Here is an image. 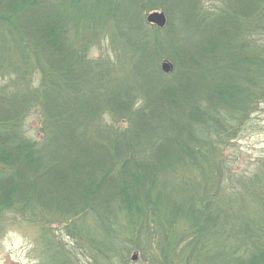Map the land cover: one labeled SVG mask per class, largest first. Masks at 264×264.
I'll use <instances>...</instances> for the list:
<instances>
[{
  "label": "trees",
  "instance_id": "1",
  "mask_svg": "<svg viewBox=\"0 0 264 264\" xmlns=\"http://www.w3.org/2000/svg\"><path fill=\"white\" fill-rule=\"evenodd\" d=\"M263 101L264 0H0V235L34 228L40 264H264V154L235 144Z\"/></svg>",
  "mask_w": 264,
  "mask_h": 264
},
{
  "label": "rangeland",
  "instance_id": "2",
  "mask_svg": "<svg viewBox=\"0 0 264 264\" xmlns=\"http://www.w3.org/2000/svg\"><path fill=\"white\" fill-rule=\"evenodd\" d=\"M210 2L209 5H211ZM169 9L172 8L169 6ZM171 13L174 20L175 14ZM94 53L96 57L100 54L99 52ZM104 54L102 52L101 56ZM31 125L35 126L34 123ZM235 144L240 153L252 160L264 154V101L251 117L240 140L236 141ZM239 163L243 164L244 162L241 160ZM52 228L53 231L66 235V231L62 230L61 225L56 222L52 223ZM35 238L36 231L34 228L29 225H22L19 218L10 220L3 234L1 232L0 235V264H40ZM66 241L69 242V240ZM78 256L82 262L89 264L83 252H79Z\"/></svg>",
  "mask_w": 264,
  "mask_h": 264
},
{
  "label": "water",
  "instance_id": "3",
  "mask_svg": "<svg viewBox=\"0 0 264 264\" xmlns=\"http://www.w3.org/2000/svg\"><path fill=\"white\" fill-rule=\"evenodd\" d=\"M146 22L152 25H156L158 28H163L166 23L165 15L162 12H152L148 13L146 16ZM171 65L164 61L161 64V70L163 73H169L171 71ZM133 261L136 260L135 256L132 258Z\"/></svg>",
  "mask_w": 264,
  "mask_h": 264
},
{
  "label": "clouds",
  "instance_id": "4",
  "mask_svg": "<svg viewBox=\"0 0 264 264\" xmlns=\"http://www.w3.org/2000/svg\"><path fill=\"white\" fill-rule=\"evenodd\" d=\"M105 42H107V38H106V41Z\"/></svg>",
  "mask_w": 264,
  "mask_h": 264
}]
</instances>
